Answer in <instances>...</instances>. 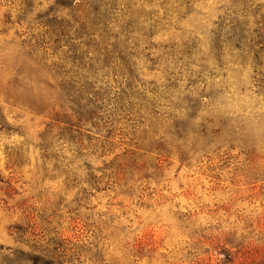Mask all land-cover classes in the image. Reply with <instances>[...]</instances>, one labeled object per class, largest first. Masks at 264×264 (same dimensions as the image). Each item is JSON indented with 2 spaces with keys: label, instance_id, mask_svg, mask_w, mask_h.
Here are the masks:
<instances>
[{
  "label": "rangeland",
  "instance_id": "obj_1",
  "mask_svg": "<svg viewBox=\"0 0 264 264\" xmlns=\"http://www.w3.org/2000/svg\"><path fill=\"white\" fill-rule=\"evenodd\" d=\"M240 44L264 0H0V264H264Z\"/></svg>",
  "mask_w": 264,
  "mask_h": 264
},
{
  "label": "trees",
  "instance_id": "obj_2",
  "mask_svg": "<svg viewBox=\"0 0 264 264\" xmlns=\"http://www.w3.org/2000/svg\"><path fill=\"white\" fill-rule=\"evenodd\" d=\"M232 31L235 32L234 29ZM235 35H238V37L240 39H243L241 35H239V34H235ZM234 47H235V50H241L242 52L247 51V53H246L247 55L249 53L254 54V56L252 57V61H253L252 67H253L254 73L260 77L259 80H260L261 87L264 88V83L262 82L264 79V75H262V73H261V70L264 68V51L262 49H259L258 51L254 52L252 46L247 45V44H243V45L240 44V46L236 45ZM218 48H220V47L218 46ZM198 79H200V76H197V78L192 80V81H191V78H189L188 79L189 85L194 86V84L197 83V81H199ZM175 81H177V80H175Z\"/></svg>",
  "mask_w": 264,
  "mask_h": 264
}]
</instances>
